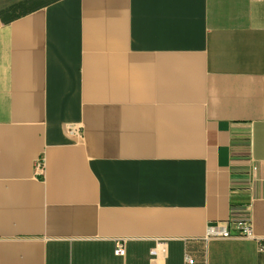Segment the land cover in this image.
<instances>
[{"label":"crops","instance_id":"crops-1","mask_svg":"<svg viewBox=\"0 0 264 264\" xmlns=\"http://www.w3.org/2000/svg\"><path fill=\"white\" fill-rule=\"evenodd\" d=\"M38 1L0 17V264H264V0Z\"/></svg>","mask_w":264,"mask_h":264},{"label":"built area","instance_id":"built-area-1","mask_svg":"<svg viewBox=\"0 0 264 264\" xmlns=\"http://www.w3.org/2000/svg\"><path fill=\"white\" fill-rule=\"evenodd\" d=\"M36 169L38 170V172L43 173L44 166H43V161L41 159L37 161ZM244 226L245 225L243 223L237 224L235 233H231L229 228H222V230H220V231L210 229L209 237H215V238L226 239V240L251 238L252 237V231H251L250 227H247V226L244 227ZM259 247H260L261 251H264V242H261ZM115 254L117 256H125L124 243L118 242ZM188 263L194 264V261L188 259Z\"/></svg>","mask_w":264,"mask_h":264},{"label":"trees","instance_id":"trees-1","mask_svg":"<svg viewBox=\"0 0 264 264\" xmlns=\"http://www.w3.org/2000/svg\"><path fill=\"white\" fill-rule=\"evenodd\" d=\"M41 4L38 0H20L2 3L0 4V17L4 23L9 24L38 10L42 7L40 6Z\"/></svg>","mask_w":264,"mask_h":264}]
</instances>
